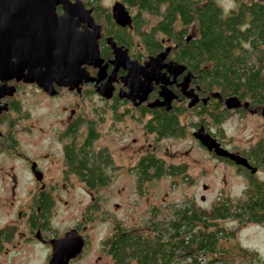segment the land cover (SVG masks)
I'll list each match as a JSON object with an SVG mask.
<instances>
[{
  "label": "rangeland",
  "instance_id": "374dc122",
  "mask_svg": "<svg viewBox=\"0 0 264 264\" xmlns=\"http://www.w3.org/2000/svg\"><path fill=\"white\" fill-rule=\"evenodd\" d=\"M115 1L99 0L109 10ZM216 1L224 12L236 6L234 0ZM142 15V29L148 30L158 19L150 13ZM195 34V26L190 25L187 35ZM139 52L145 53L142 44ZM51 96H44L34 86L20 84L13 93L21 104L20 112L6 113L5 121L0 123V228H15L12 239L1 244L0 264H48L49 240L63 236L71 228L83 236L85 243L69 264H112L103 242L116 223L128 230L147 232L150 221L168 216L173 204L188 200L209 209L222 197H245L248 180L244 173L202 147L192 136L198 126L194 128L191 123L206 121L208 131L224 148L239 153L264 136L263 105L249 106L243 113L232 111L219 125L208 116L184 112L180 116L187 126L184 136L155 139L138 121L139 112L130 102L113 108L93 93L78 96L62 92ZM71 109L74 115L95 123L98 139L92 148L105 151L110 160L105 166L109 181L92 190L77 176L64 174L60 132L72 115ZM8 122H12L13 145L6 138ZM218 127L223 137L218 135ZM148 152L167 164H186V176L164 175L147 181L139 190L131 168L139 156ZM31 161L43 173L39 180L30 170ZM254 174L264 181V167ZM40 188L48 191L53 200L47 230L30 229L27 223V217L35 213V194ZM89 205L91 210H87ZM152 207L158 208L155 214ZM218 224L235 232L233 237L220 240L218 253L192 251L193 257L181 258L174 264H264V222L226 218Z\"/></svg>",
  "mask_w": 264,
  "mask_h": 264
},
{
  "label": "trees",
  "instance_id": "16d2710c",
  "mask_svg": "<svg viewBox=\"0 0 264 264\" xmlns=\"http://www.w3.org/2000/svg\"><path fill=\"white\" fill-rule=\"evenodd\" d=\"M121 1L134 10L132 18L138 24L137 30L146 50L153 53L160 48L157 34L172 41V59L186 66L193 75L192 82L199 85L201 95L207 97L205 103L192 107L173 105L168 110L141 105L138 121L155 139L184 136L187 126L180 119L184 112L208 116L213 124L219 125L232 111L243 113L249 106L264 104V0H234L236 6L226 12L216 0ZM91 4L97 21L101 15L107 14L104 23L110 28L113 22L109 12L101 8L98 0H91ZM143 13L158 17L148 30L142 29ZM190 25L195 26L196 34L192 37L187 35ZM104 34L110 32L106 30ZM214 93L219 96H213ZM227 96L247 101L248 106L228 109L222 103ZM9 98V108L19 113L20 102L13 96ZM5 116V112L0 114V123L5 121ZM201 122L208 131L204 120L191 125L195 128ZM8 123L6 138L13 145L12 122ZM71 127H66L62 135L70 133ZM217 131L223 137L219 127ZM97 136L94 124L90 122L84 144L79 147L68 144L63 149L64 173H74L90 190L109 181L105 173V166L110 164L107 153L92 148ZM239 153L252 164L264 167V136ZM211 155L217 157L213 153ZM217 158L233 163L223 157ZM131 169L136 173L139 190L147 181L164 175L186 176V164H167L150 152L139 156ZM245 172L248 188L242 199L222 197L209 209L188 200L173 204L168 216L150 221L147 232L128 230L116 223L103 242L112 264H174L181 258L193 257L192 251L216 254L220 240L233 237L235 233L220 226L219 220L234 218L239 222H264V181L247 170ZM35 195V213L27 217L28 226L30 229L40 227L47 230L46 222L53 200L49 192L41 188ZM91 209L89 205L87 210ZM157 210L152 207L153 214ZM14 229V226L0 228V249L2 242L12 239Z\"/></svg>",
  "mask_w": 264,
  "mask_h": 264
},
{
  "label": "water",
  "instance_id": "95a60500",
  "mask_svg": "<svg viewBox=\"0 0 264 264\" xmlns=\"http://www.w3.org/2000/svg\"><path fill=\"white\" fill-rule=\"evenodd\" d=\"M60 5L61 13H57L56 6ZM110 14L119 26H130L131 17L125 5L116 0L110 7ZM80 22L88 25L85 31H77ZM101 36V26L94 21L91 9H86L81 0H0V101L5 96H12L16 90L11 80L15 82H35L49 95L56 93L55 85L79 87L84 81H98L105 75L106 63L100 56L98 39ZM112 49L113 59L110 62L115 69L124 67L128 79V92L123 95L142 103L152 88V81L156 83L165 72L161 67H167L173 76L181 73L185 66L166 62L161 64L170 47L150 56L143 64L129 61L126 50L116 46L114 41L106 38ZM85 65H92L98 69L97 78L88 76ZM149 68L147 71L146 69ZM115 71V70H114ZM140 74V78L138 77ZM191 73L184 75L181 83L182 92L188 98V107L194 106L199 98L193 89L186 91ZM113 78L108 79V86L101 92L105 98L111 96ZM163 83V82H162ZM160 92L162 100L151 101L147 106H163L170 108L171 101L176 97L165 84ZM122 96V95H121ZM213 96H219L214 93ZM207 97L202 98L205 103ZM223 104L228 109L246 108L248 102H242L235 96H227ZM6 103L0 102V114L7 111ZM264 116V104L261 111ZM192 136L208 152L217 157H223L235 165L242 166L250 173L256 171L247 158L239 153L224 148L220 142L200 123L192 131ZM30 170L39 180L41 172L34 161L30 162ZM83 236L75 228L64 232L63 236L49 240L51 253L48 264H69L70 259L77 256L84 245Z\"/></svg>",
  "mask_w": 264,
  "mask_h": 264
},
{
  "label": "flooded vegetation",
  "instance_id": "af4514ba",
  "mask_svg": "<svg viewBox=\"0 0 264 264\" xmlns=\"http://www.w3.org/2000/svg\"><path fill=\"white\" fill-rule=\"evenodd\" d=\"M71 1H73V0H71ZM81 1H82L83 5L86 9H91V15L94 18V21L96 23L100 24V26H101V36L98 39V48H99L100 56L103 58V63L107 64L106 69H105V75H104V77H102L98 81H84V82H82L80 87H79L80 88L79 91H77L75 87L69 88L67 86L55 85L56 93L54 94V96H56L62 92H69L71 94H75L78 96H80V95L82 96L84 94L88 95L90 93H93V94H96L100 99H103L105 102L108 101L111 104V107L116 106L115 108L121 107L122 104L130 102L134 106V108H136L137 110L141 105H145L148 108L157 107V108L165 109L163 106H154V107L147 106L148 102L156 101V100H162L160 92L163 90L161 88L162 85L165 84V86L168 89H170L176 96L171 101L170 108L173 105L177 106L178 104H183V105L187 106L189 100L186 97L185 93L182 92V86H181V83L184 79V75L188 72L185 65H184L185 66L184 70L175 76H173L172 72L168 71L167 67L169 65H167V67L162 66L161 72H165V75L162 76L163 81H161V78L159 79V81L157 83L155 81H152V84H151L152 88L147 93L146 99L144 102L138 103L137 99L132 100L131 98L124 97L123 95L125 94V92L126 93L128 92V87L125 84L129 78L126 79L124 77L127 70L122 66H119L115 69L114 65L110 62V60L113 59V52H112L111 47L109 46V44L106 41L107 37H110L114 41L116 46H121L122 49L126 50V54H127L129 61H136L138 64H143L144 61L148 60V58L150 56H154L157 53L164 51L166 47H170L169 51L167 52L166 57L163 59L161 64H164V63L169 62V61L174 63V64H182V63H179L176 60L172 59L171 50H172L173 43H172V41H170L168 38L162 36L161 34H159L160 35L159 41H160V45H161L160 48L158 50H156V52H153V53H149L146 50L144 43L141 41V39L139 37V33L137 30L138 24L136 22H134V18H132L133 13L130 12V9L127 8L126 6H125V8L128 10L130 17H131L130 26H128V25L127 26L117 25L114 22L111 14H110V10L101 5V8H104L105 10H107V12H109L110 18L113 22V25L110 26V28H109V26L105 25V23H104V17L107 14L101 15L98 18L100 21H97L96 15L94 14V10H93L94 9L93 5L91 4V0H81ZM86 1H88V2L86 3ZM119 1H121V0H119ZM56 11H57V13H61L60 5L56 6ZM87 29H88V25L84 22H80L79 25L77 26V31H85ZM104 29L109 31L110 34H104V32L106 31ZM163 38L166 40H169L170 42L163 40ZM141 44H142V48L144 49V52H145L144 55H142L139 52V48H140ZM85 69L88 72V76L93 77V78H97L98 69L96 67H94L92 65H85ZM146 70L148 71L149 68H147ZM138 77L139 78L141 77L140 74H138ZM109 78H113V81L111 82L112 91H111V96L109 98H105L101 95V92L105 90L106 86L110 85V84H108ZM192 80H193V75L191 73V77H190V80L187 84L186 91L189 89L194 90V92L197 94V96L199 98V101L196 103V104H198V103L202 102L201 99L203 98V95H201V89H200L199 85L194 84L192 82ZM8 83L15 84V86H16L15 91L18 90L20 84L21 85L23 84V85L34 86L37 90H40L42 92V94L46 97L51 96L48 93H46L45 91H43L41 89V87H39L35 82H31V83L23 82V81L15 82L14 80H11ZM9 97L10 96H5L0 101L1 103H6L8 106L7 111H3L5 113L15 112L14 110L9 108V106L11 104V100ZM51 97H53V96H51ZM70 113H72V115L69 116V118H68V120L64 126V129L60 132L61 138H60V136L58 137L62 140V154L64 153L63 149H64L65 145L69 144V145H72V147H79L80 145L84 144L86 136H87V132H88V125L90 122H92V120L89 118L84 120L81 117V115H78V114L74 115L75 111L73 109L70 110ZM93 124H94V128H95V123H93ZM70 125H72L70 133H68L67 135H62L64 130L66 129V127H68ZM73 126H76V127L73 129ZM96 132H97V130H96ZM97 139H98V136L93 140V142ZM217 159H219V158H217ZM219 160H221V159H219ZM221 161H223V160H221ZM247 161L252 166L256 167V172L260 168H263L257 164H252V161L250 162L248 159H247ZM223 162H225V161H223ZM226 163H228V162H226ZM229 164L235 165L234 163H229ZM235 166H236L238 171H241L244 173V175L246 176V179L248 180V176L246 175V172H245L247 169L242 167V166H238V165H235ZM247 171H249V170H247ZM254 173H251V174L255 176ZM41 175H43L42 172H41ZM65 175L66 176H69V175L75 176V174L71 173V172H69L68 174H65ZM41 189H43V188H41Z\"/></svg>",
  "mask_w": 264,
  "mask_h": 264
},
{
  "label": "bare ground",
  "instance_id": "6f19581e",
  "mask_svg": "<svg viewBox=\"0 0 264 264\" xmlns=\"http://www.w3.org/2000/svg\"><path fill=\"white\" fill-rule=\"evenodd\" d=\"M70 262V261H69Z\"/></svg>",
  "mask_w": 264,
  "mask_h": 264
}]
</instances>
